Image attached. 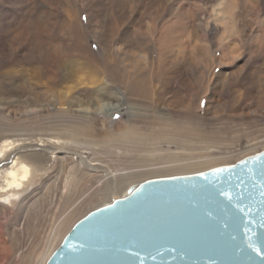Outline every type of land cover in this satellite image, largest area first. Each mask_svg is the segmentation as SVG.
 Listing matches in <instances>:
<instances>
[{"label":"rangeland","instance_id":"374dc122","mask_svg":"<svg viewBox=\"0 0 264 264\" xmlns=\"http://www.w3.org/2000/svg\"><path fill=\"white\" fill-rule=\"evenodd\" d=\"M13 1L0 0V35L19 28L20 17L29 14L28 8L16 14ZM44 1L42 24L53 39H34L36 29H30L31 48H20V39L0 38L4 59L12 58L0 66V75L24 72L27 87H42L35 95H0V135L56 139L64 131V148L43 153L50 169L35 163L23 192L28 203L0 205V264H46L81 218L142 181L235 164L264 150V0ZM52 14L63 28L75 24V43L61 49L60 58L58 30L47 26ZM36 45L38 57L27 58ZM89 61L95 71L83 68ZM58 74L78 77L58 87ZM78 115L94 119L87 126ZM72 124L92 136L67 138ZM19 147L42 153L31 141ZM186 150L192 167L173 166ZM80 166L98 169L84 174ZM139 169L145 170L132 171ZM107 175L113 185L105 197L98 190Z\"/></svg>","mask_w":264,"mask_h":264},{"label":"water","instance_id":"95a60500","mask_svg":"<svg viewBox=\"0 0 264 264\" xmlns=\"http://www.w3.org/2000/svg\"><path fill=\"white\" fill-rule=\"evenodd\" d=\"M46 264H264V150L142 181L81 218Z\"/></svg>","mask_w":264,"mask_h":264},{"label":"bare ground","instance_id":"6f19581e","mask_svg":"<svg viewBox=\"0 0 264 264\" xmlns=\"http://www.w3.org/2000/svg\"><path fill=\"white\" fill-rule=\"evenodd\" d=\"M11 4L15 5V9L17 10L16 14L19 13L20 11H22L24 8H28L29 14L25 15L23 17L22 16L20 17V19H22V20H20V21L18 20L19 23H20V27L19 28H12V29L9 30V32H8V30H4L2 35H0V38L7 39V37H9V38H11V41H16V40L20 39V41H21L20 48H25L26 46L28 48V46L31 44L30 42L32 41L31 38H32L33 34L32 35L30 34L31 38L29 36V33H30L31 30L33 31V30L36 29L33 38L35 39L38 36L39 38L37 40H41V39L45 40L46 39L45 38L46 34H48V36L51 35V37H52V33L50 32V34H49L47 32V30H49V29L45 30L46 25L42 24V19L43 20H45V19L42 17V14H41L40 11L45 5V1L44 0H14ZM57 15L56 16H53V14L51 15L52 16L51 17L52 21L48 19V21L50 23L47 26H51L50 27L51 31H53L54 29L58 30V36L54 40L55 41L57 40V42L59 41L58 45L56 47L60 51L56 52V55H58L59 58H60V56L62 54V50H63V52H65V50H64L65 48L68 49V50L71 49V44L75 43L74 42L75 24H73V23L68 21L66 23V25L64 26V28H63V27H61V22H60L59 18L57 17ZM16 18L13 17V19H15V20H16ZM33 21L37 22V24L31 25L33 23ZM0 24H4L2 19H0ZM32 31H31V33H32ZM60 32H61V34H60ZM52 39H53V37H52ZM61 39L64 42V43H62V44H64V47H62V46L60 47L59 43H60ZM34 42H35V40H34ZM29 48H31V45L29 46ZM35 48L36 49L33 48L34 50L31 49L26 54L27 58L31 59V57H33V58L34 57H38V54L40 52L39 49L41 47L39 45H36ZM13 50L16 51L18 49L13 47ZM4 55L5 54L0 51V66L5 65V62L9 59V58H7V60L4 59ZM11 59H9V60H11ZM32 61H34V60L32 59ZM88 63H89L88 65L86 64L88 67L85 66L83 68H88V69H91V70L95 71L94 70L95 67L92 64H90L91 61H89ZM50 66L53 67V63ZM40 69L43 70L44 68L41 67ZM40 71L37 69L34 72L39 74ZM79 71H82V70L79 69ZM57 72H59V71H54L53 74L57 73ZM4 74L7 75V76L0 75V95H6V96L9 95V97H11L15 93V90H23V91H26V92H31L33 95H35L36 92L39 89H42L41 86L40 87L37 86V87H34V88L27 87L26 86V82H25L26 79H25L24 72H18L17 71V72H7V73H4ZM76 77H78V76L74 75V74H70L68 76V78L65 77L63 79V77L58 74L57 75V82L61 79L59 84H58V87L64 86V83L67 82V81L68 82L69 81L70 82L71 81H75L77 79ZM19 81H21L22 84L17 83ZM23 83L25 84V86H23ZM137 83L140 86L147 85V83L144 82V81H138ZM107 86H105V85L102 86L101 87V92H103L105 94L108 93L107 91H104L105 90L104 88L108 89ZM110 86H112V85H110ZM148 86H149V89L152 90V91L154 89L156 91H160V89H161V87L158 89L155 85L148 84ZM112 89H113V86H112ZM99 91L100 90H98V92ZM61 95H62V93H61ZM112 95L115 96V97L117 96L116 92H112ZM60 102L61 103L65 102L63 97H61ZM117 103L112 104V109H118L119 104H117ZM74 104H79V102L78 101H74ZM69 105L72 106L71 104H69ZM103 105H105V104H103ZM97 107L100 108L99 105ZM78 119L83 120L84 123L87 126H89L94 118L92 116H90V115H78ZM163 120L167 122L168 121V116H165ZM71 133H72V138L78 139V140H83L86 137H91L92 134H93L92 132L86 130L84 128V126H81V125H78V124H72V125L69 126V128L67 130V134H66L67 138H69L68 135L71 134ZM64 135H65V132L61 131V135L58 134L56 136V139H52V138L44 139L43 138V139H37V140L32 138V137H30V136H28L27 137L28 141L27 140H20V139H11V136L9 138L6 135H0V205H7V204L15 205V204L28 203L27 198L23 195V192L25 191V189L28 188V186H30L31 181L34 178V176H33V168L37 164H40L43 167H44V165H46V167H48V168H44V169H50L52 167V165H53L52 162H51V165L49 166V164L47 163L49 160L44 156L43 153L45 151L47 152L50 149L61 150L62 151V149L64 147H63V143L61 141L64 139ZM198 135L201 137L202 141H206V140H204V139H206L204 137V135H202V134H198ZM100 136L102 137V135H100ZM179 137H183V139L190 140L194 136L185 137L184 135H179ZM207 139H209V137ZM20 141H24L25 143L31 141V145L36 143L37 147L42 152L41 155H40L39 152H35V153H25V152H23V150L19 147ZM32 147L33 146H31V148ZM189 151L190 150H186V154L182 156L183 158H181L182 160L179 161L177 159L176 163L172 162V163L175 164L173 166H175L176 168L178 167V168H184V169H186V168H188L190 166L192 167L193 164L189 165V164H191V162L189 164H187V159L188 158H186V157L188 156L187 152H189ZM200 151H202V149ZM116 154L117 155H121V152L120 151H116ZM196 156L197 155L195 154L194 157H193L192 163L196 160L195 159V158H197ZM29 158H30V160H29ZM64 159H66V158H64ZM172 159H173V157H169V158L166 157L164 159V161H168L169 162V160L171 161ZM179 162H184V164L182 163L183 165H180V164L178 165ZM35 163H36V165H35ZM194 165H196V162L194 163ZM76 167L79 168V166H77V165H76ZM80 168H82V167L80 166ZM153 168H150V170L151 169L154 170ZM158 168L160 169L161 167H158ZM82 169L85 172L84 174H86V173H88V170L89 171L90 170L94 171V170H97L98 168L92 169V168L85 167V168H82ZM141 170L139 169L138 171L137 170L136 171L132 170V171L136 172V173H141L145 169H141ZM108 178H110V175H107V178H105V177L102 178V183L104 184V187L102 189L98 190V194L101 193L105 197H107L110 194V190H111L112 185H113V178H110V179H108ZM119 189L120 190L122 189L121 185L119 186ZM129 189L127 190V192L129 191ZM71 197L72 196H70V197L67 196L64 199V202H66L69 199H71Z\"/></svg>","mask_w":264,"mask_h":264}]
</instances>
